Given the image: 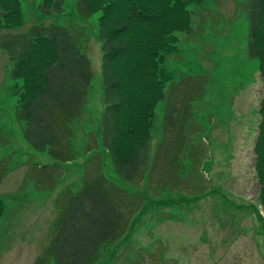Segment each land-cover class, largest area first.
I'll return each mask as SVG.
<instances>
[{
  "label": "rangeland",
  "instance_id": "obj_1",
  "mask_svg": "<svg viewBox=\"0 0 264 264\" xmlns=\"http://www.w3.org/2000/svg\"><path fill=\"white\" fill-rule=\"evenodd\" d=\"M77 2L65 0L63 14L45 17L39 9L42 0H23L25 27L0 34L1 40L35 23L74 24L89 33L83 50L94 73L72 129L77 159L63 164L27 141L15 115L8 55L0 48V198L5 199L0 264H35L49 256L62 197L83 188L86 173L91 175L94 167V159L88 160L104 150L98 40L102 13L84 17ZM246 2L204 0L201 7L190 6L196 12L194 31L178 34V50L165 62L174 82L168 83L167 101L157 109L150 141L148 174L160 182L152 178V186L148 179L150 186L141 191L122 186L144 201L121 241L101 248L106 263L264 264V205L255 155L264 81L258 60L248 52L250 26L239 12ZM103 174L121 182L112 165ZM189 251L191 257L185 253Z\"/></svg>",
  "mask_w": 264,
  "mask_h": 264
},
{
  "label": "trees",
  "instance_id": "obj_2",
  "mask_svg": "<svg viewBox=\"0 0 264 264\" xmlns=\"http://www.w3.org/2000/svg\"><path fill=\"white\" fill-rule=\"evenodd\" d=\"M203 1L78 0L80 15L102 13L98 40L102 50L104 150L88 160L94 159V167L91 175L86 173L83 188L62 197L52 251L35 264H96L104 245L120 242L127 234L142 210L144 196L130 194L122 186L141 191L150 186L148 179L152 186L155 180L160 182L149 176L148 167L157 109L167 101L168 83L174 82L165 62L178 50V34L193 33L196 12L190 6L201 7ZM39 9L45 17L63 14L65 0H42ZM239 12L249 22V56L258 60L264 81V0H247ZM25 25L23 0H0V34L3 30L19 31ZM89 38L88 31L74 24L35 23L0 40V48L8 55L9 76L15 81L16 119L23 123L27 141L63 164L77 159L71 147L72 129L82 115L94 78L91 61L83 50ZM172 110L176 113L178 107ZM260 116L255 155L264 205V98ZM169 119L175 123V117ZM108 165L114 167L120 183L104 176ZM56 175L60 176L58 170ZM2 177L0 170V182ZM4 207L5 199L0 198V218Z\"/></svg>",
  "mask_w": 264,
  "mask_h": 264
},
{
  "label": "crops",
  "instance_id": "obj_3",
  "mask_svg": "<svg viewBox=\"0 0 264 264\" xmlns=\"http://www.w3.org/2000/svg\"><path fill=\"white\" fill-rule=\"evenodd\" d=\"M186 254H187V257H191V253H193L192 251H189V252H185ZM101 257H102V254H101V251H99V257H98V261H97V263L96 264H108V263H106L105 261H103L102 259H101ZM128 264H133V263H131L130 261H128Z\"/></svg>",
  "mask_w": 264,
  "mask_h": 264
}]
</instances>
